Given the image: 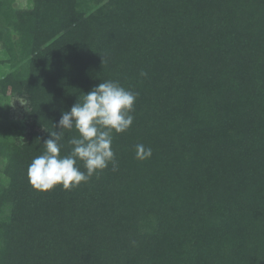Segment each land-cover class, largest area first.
Returning <instances> with one entry per match:
<instances>
[{"label":"trees","instance_id":"trees-1","mask_svg":"<svg viewBox=\"0 0 264 264\" xmlns=\"http://www.w3.org/2000/svg\"><path fill=\"white\" fill-rule=\"evenodd\" d=\"M0 45V100L27 102L20 139L0 123V264H264V0H0ZM104 81L137 93L118 170L34 190Z\"/></svg>","mask_w":264,"mask_h":264},{"label":"clouds","instance_id":"clouds-1","mask_svg":"<svg viewBox=\"0 0 264 264\" xmlns=\"http://www.w3.org/2000/svg\"><path fill=\"white\" fill-rule=\"evenodd\" d=\"M105 61H103L104 63ZM141 76L147 73L141 71ZM137 93L120 85L118 81H104L63 112L57 127L59 131L49 133L44 141V151L30 163L27 175L36 191L46 193L56 187L65 191L88 183L93 176L112 165L118 170V163L112 149L113 137L127 132L134 121V105ZM75 130L68 143L71 152L61 156L65 131ZM152 156V149L143 144L135 147V158L140 161ZM82 162V171L77 162Z\"/></svg>","mask_w":264,"mask_h":264},{"label":"rangeland","instance_id":"rangeland-1","mask_svg":"<svg viewBox=\"0 0 264 264\" xmlns=\"http://www.w3.org/2000/svg\"><path fill=\"white\" fill-rule=\"evenodd\" d=\"M15 6L21 9L30 8L31 0H15ZM1 51L0 45V59H2ZM7 91L4 94H7ZM26 105L27 102L25 99L11 96L10 94H7V96L2 97L0 100V123L9 128L11 127L14 139H20L22 136H20V133L22 132L20 130L21 126L14 127V124H23ZM24 134H26V132ZM5 167L6 160L0 158V176H2Z\"/></svg>","mask_w":264,"mask_h":264}]
</instances>
